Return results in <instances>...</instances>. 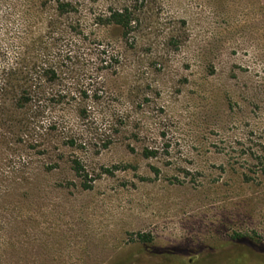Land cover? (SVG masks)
<instances>
[{"label":"rangeland","instance_id":"1","mask_svg":"<svg viewBox=\"0 0 264 264\" xmlns=\"http://www.w3.org/2000/svg\"><path fill=\"white\" fill-rule=\"evenodd\" d=\"M58 1L0 0V264H264V0Z\"/></svg>","mask_w":264,"mask_h":264},{"label":"trees","instance_id":"2","mask_svg":"<svg viewBox=\"0 0 264 264\" xmlns=\"http://www.w3.org/2000/svg\"><path fill=\"white\" fill-rule=\"evenodd\" d=\"M71 7H72V3L70 1H65V0L58 1V10L62 13L68 12ZM135 21L136 19L134 17V13L128 7L125 9L112 11V13L110 14L108 18L109 23L119 25L126 31H129L133 27V24L135 23ZM145 154L146 156H152V155H155V151L147 150ZM72 162H73V169L78 174L81 175L82 173L85 172V168H84V165L81 159L76 158ZM106 171L110 172L109 169H106ZM85 186H89V185H85ZM138 237L140 238V240L144 242H151L153 239L151 235L147 233H143V232H139Z\"/></svg>","mask_w":264,"mask_h":264}]
</instances>
